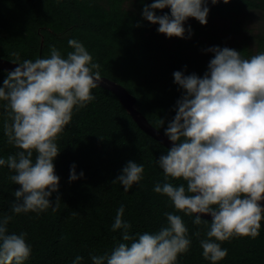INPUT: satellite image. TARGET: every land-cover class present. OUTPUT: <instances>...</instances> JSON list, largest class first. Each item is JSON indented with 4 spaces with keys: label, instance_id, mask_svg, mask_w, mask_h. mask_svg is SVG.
Listing matches in <instances>:
<instances>
[{
    "label": "trees",
    "instance_id": "1",
    "mask_svg": "<svg viewBox=\"0 0 264 264\" xmlns=\"http://www.w3.org/2000/svg\"><path fill=\"white\" fill-rule=\"evenodd\" d=\"M127 1L0 0V57L19 63L48 58L50 46L66 57L73 51L68 41L75 39L89 51L93 62L101 65V76L124 86L136 98L135 107L165 133L176 114L177 101L185 94L174 82L173 73H194L202 78L214 58L212 52L200 53L206 42L234 49L243 58L264 52V32L248 34L242 22L247 10L257 9L264 16V0H217L215 4L207 0V21H223L224 31L233 36L228 45L221 41L224 36L208 32V23L201 25L196 19L184 23V38L176 37L169 44L157 31L159 25L142 17L143 8L153 0L131 1V8L125 6ZM155 12L170 15V8ZM8 72L0 69V86ZM92 94L95 99L73 110L70 124L56 140L60 152L53 163L60 179L58 191L49 197L56 211L50 207L40 213H13L14 192L20 185L9 179L14 171L6 165L0 167V216L12 217L7 224L9 234L26 233L32 251L24 264H73L76 256L83 258L80 264H92L91 256L110 255L124 242L122 230H112L122 205L123 219L131 225L133 237L167 227L165 213L180 215L191 243L189 250L178 256L177 264H212L203 257L201 247L211 219L201 217L207 223L194 225L196 214L176 210L170 198L153 190L157 183L165 182L157 160L169 148L143 131L112 91L98 86ZM7 104L0 100V158L4 159L20 151L4 134ZM159 119L164 121L162 126ZM35 157L33 152V162ZM129 161L143 164L144 173L139 183L125 191L118 181H112ZM72 165L77 176L83 172V177L70 182ZM167 182L186 186L182 179L169 177ZM57 196L60 201L55 204ZM215 242L228 252L216 264H264V219L256 238Z\"/></svg>",
    "mask_w": 264,
    "mask_h": 264
},
{
    "label": "clouds",
    "instance_id": "2",
    "mask_svg": "<svg viewBox=\"0 0 264 264\" xmlns=\"http://www.w3.org/2000/svg\"><path fill=\"white\" fill-rule=\"evenodd\" d=\"M143 2V0H141ZM225 3L228 0H224ZM217 3V0H211ZM207 0H153L145 5L143 19L158 24L167 37L184 38V22L194 18L207 23ZM170 8V15L155 10ZM139 26V25H137ZM189 34L191 29L189 28ZM66 57L50 46L48 58L17 64L0 86V100L7 101L4 134L8 143L20 149L0 167L15 172L9 177L20 185L14 192L11 211L15 214L53 211L49 197L58 191L59 177L54 159L60 149L56 140L70 124L73 110L85 107L95 97L92 90L102 81L101 65L75 39ZM214 53L204 76L173 73L174 82L185 94L177 101L174 118L165 129L172 147L157 160L165 182L154 192L166 195L174 208L185 215L196 214L194 225L207 223V239L201 241L203 257L212 264L228 252L220 243L234 237L256 238L264 219V52L243 58L228 47H211ZM12 55L19 58L18 53ZM160 125L164 124L162 119ZM33 152L36 153L33 162ZM144 166L129 161L117 181L128 191L143 179ZM77 176L75 165L69 181ZM186 182L174 186L168 178ZM60 201L57 196L55 204ZM123 205L117 209L112 230H122V241L110 255L91 256L92 264H177L178 256L190 247L188 228L180 215L165 213L168 226L157 233L129 234L131 225L123 219ZM11 216H0V264H24L31 256L26 233H8ZM214 238V239H213ZM130 242V243H129ZM83 258L76 256L73 264Z\"/></svg>",
    "mask_w": 264,
    "mask_h": 264
},
{
    "label": "water",
    "instance_id": "3",
    "mask_svg": "<svg viewBox=\"0 0 264 264\" xmlns=\"http://www.w3.org/2000/svg\"><path fill=\"white\" fill-rule=\"evenodd\" d=\"M19 62H14L11 60H7L0 57V69L6 71H12L15 67H17ZM102 77V81L99 82V86H102L110 91H112L125 107L127 112L131 115L134 121L138 124V126L145 131L147 134L151 135L153 138L158 140L167 148L172 147V142L168 139L167 136L157 128H155L147 118L135 107L136 98L121 84L107 78ZM261 207H264V201L260 202ZM201 217L211 219L210 215L201 214Z\"/></svg>",
    "mask_w": 264,
    "mask_h": 264
},
{
    "label": "rangeland",
    "instance_id": "4",
    "mask_svg": "<svg viewBox=\"0 0 264 264\" xmlns=\"http://www.w3.org/2000/svg\"><path fill=\"white\" fill-rule=\"evenodd\" d=\"M131 1H134V0L127 1L125 6L128 8H131ZM194 20H195L194 18H188L184 23H190ZM242 22H243L244 30L248 34H256V33L264 32V16L262 15L261 11L257 9H251V10L245 11L244 14L242 15ZM207 23L211 27V29L208 30L209 33H213L214 35H218V36H224V38L221 41L226 45H228L229 43H232L233 36L224 31L225 25L222 20L214 19L210 22L207 21ZM163 36L165 40L167 41V43L169 44L173 43L176 38V37L169 38L165 36L164 34ZM205 39L207 38L205 37ZM211 47L212 45L206 42V47L202 48L200 50V53L201 54L209 53L207 49Z\"/></svg>",
    "mask_w": 264,
    "mask_h": 264
}]
</instances>
